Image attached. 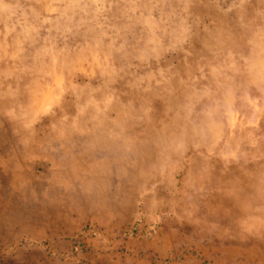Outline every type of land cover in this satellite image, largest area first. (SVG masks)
<instances>
[{
  "label": "rangeland",
  "instance_id": "rangeland-1",
  "mask_svg": "<svg viewBox=\"0 0 264 264\" xmlns=\"http://www.w3.org/2000/svg\"><path fill=\"white\" fill-rule=\"evenodd\" d=\"M0 264H264V0H0Z\"/></svg>",
  "mask_w": 264,
  "mask_h": 264
}]
</instances>
